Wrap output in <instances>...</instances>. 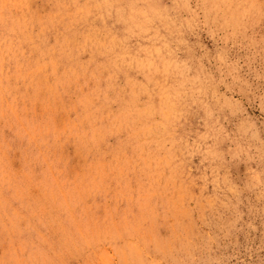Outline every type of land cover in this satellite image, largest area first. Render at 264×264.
<instances>
[{
	"label": "rangeland",
	"instance_id": "374dc122",
	"mask_svg": "<svg viewBox=\"0 0 264 264\" xmlns=\"http://www.w3.org/2000/svg\"><path fill=\"white\" fill-rule=\"evenodd\" d=\"M0 264H264V0H0Z\"/></svg>",
	"mask_w": 264,
	"mask_h": 264
}]
</instances>
